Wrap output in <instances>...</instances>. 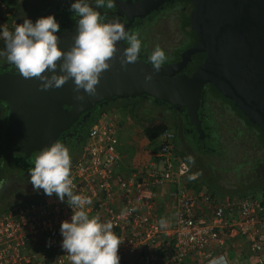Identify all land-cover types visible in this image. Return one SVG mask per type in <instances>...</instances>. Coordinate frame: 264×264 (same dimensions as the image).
Segmentation results:
<instances>
[{"label": "built area", "instance_id": "obj_1", "mask_svg": "<svg viewBox=\"0 0 264 264\" xmlns=\"http://www.w3.org/2000/svg\"><path fill=\"white\" fill-rule=\"evenodd\" d=\"M9 18L12 10L0 0V25L9 29ZM121 119L115 109L101 112L70 173L73 192L92 201L89 215L110 221L122 240L120 264H205L225 256L227 243L239 236L264 264V199L193 187V169L175 153L171 129L158 138L148 163L122 172ZM168 186L177 217L162 226L158 189ZM72 214L66 199L55 194L0 214V264H72L60 233L61 222Z\"/></svg>", "mask_w": 264, "mask_h": 264}, {"label": "water", "instance_id": "obj_2", "mask_svg": "<svg viewBox=\"0 0 264 264\" xmlns=\"http://www.w3.org/2000/svg\"><path fill=\"white\" fill-rule=\"evenodd\" d=\"M166 1L172 0H125L122 17L115 23L127 31L136 16L147 15ZM191 2V28L199 38L180 60L165 63L154 72L148 61L138 57L125 68L121 55L126 43L120 41L94 96L85 93L83 100L75 99L71 78L59 88L42 90L37 78L1 72L0 100L9 108V123L17 139L9 152L27 159L34 151L56 142L62 131L78 124L82 114L90 115L97 104L143 95L176 109L184 108L199 138L204 139L207 132L200 107L207 83L231 99L264 133V0ZM75 29L72 22L63 33H57L65 49L74 42ZM199 52H205L204 60L191 74L182 72ZM147 73H152L150 80L145 79Z\"/></svg>", "mask_w": 264, "mask_h": 264}, {"label": "clouds", "instance_id": "obj_3", "mask_svg": "<svg viewBox=\"0 0 264 264\" xmlns=\"http://www.w3.org/2000/svg\"><path fill=\"white\" fill-rule=\"evenodd\" d=\"M95 4L96 8L105 4L112 8L113 0H95ZM70 12L77 19L74 42L69 48L61 46L57 35L60 23L54 14H49L35 22L25 18L13 30L0 25V39L4 41L0 56L6 57L25 79L37 78L42 90L59 88L71 78L75 99L83 100L85 93L97 94L101 74L111 66L120 41H127L121 55L125 68L137 61L142 42L136 33L126 31L124 25L105 22L100 12L86 0H73ZM148 60L153 71L159 72L166 61V53L157 46ZM151 77L152 73H147L145 79ZM71 163L70 151L63 143L53 142L41 148L29 170L33 190H43L48 196L55 194L61 201L66 199L73 209L71 219L60 225L61 247L72 264H120L118 249L122 240L113 231L110 221L89 215L90 198L73 192ZM161 225H164L163 219ZM209 264H228V260L221 255L211 259Z\"/></svg>", "mask_w": 264, "mask_h": 264}, {"label": "flooded vegetation", "instance_id": "obj_4", "mask_svg": "<svg viewBox=\"0 0 264 264\" xmlns=\"http://www.w3.org/2000/svg\"><path fill=\"white\" fill-rule=\"evenodd\" d=\"M125 0H113V7L108 8L107 5L96 8L95 0H86V2L89 4V6L93 7L95 10L100 12L102 17L104 18L105 22H115L116 20L120 19L122 17V2ZM135 1V0H133ZM59 2H62L63 4L69 3L67 6L68 9L62 8L59 4ZM73 2V0H51L49 5L46 7L40 6L39 12L43 10L44 16H47L49 14H54L57 21L60 23V31L59 33H63L65 30H67L68 26L75 22L77 17H75L70 12V4ZM10 8L12 9V18L13 22L16 24L23 23L25 17V14L23 12L24 3L23 0H10ZM193 7V4L191 0H172V1H166L163 5H161L159 8L151 11L147 15L143 16H136L133 20V22L130 24L127 31L130 33H136L138 35V38L142 42V47L140 50L139 58L148 61V57L152 53V51L159 46L162 48L166 53V61L165 63L169 62H176L181 59L182 53L192 45H194L198 41V35L196 32L191 28L190 23V11ZM48 8V9H47ZM26 10V6H25ZM37 10V9H36ZM28 17H30L29 12L26 13ZM172 16V19L174 21H167V19ZM189 16V24H186V17ZM27 17V18H28ZM35 17V16H34ZM32 18L33 22L37 18ZM172 24V25H171ZM194 31V34L192 33ZM127 43V41H125ZM198 56V57H197ZM200 57L202 59H200ZM206 57L205 52H199L192 56V59L189 61L186 67L183 68L182 72L191 74L196 67L204 60ZM0 73L4 71H11V72H18L15 66L7 60L3 61L0 59ZM164 63V64H165ZM212 84H206L204 86V96L208 95V106L212 110L213 102H215L214 99H218L213 95V93H216L217 91L212 87ZM215 92H214V91ZM226 98V97H225ZM118 99V98H117ZM127 100H119V102H124V104H128V110L132 111L134 115L139 118L142 117L145 119L146 123L152 122V123H159L158 120H166L171 122L176 127V132L174 131L175 138L181 139L182 136L178 134V131H194L195 127L192 124V127L188 128L185 127V116H186V110L184 108L176 109L174 107H171L169 104L166 103H160V101H156L151 96L143 95L140 97H134L135 100H129L130 98H126ZM153 100L152 105H148L146 107H143L140 105L141 102ZM116 100V99H115ZM118 100L116 102H118ZM219 100V99H218ZM222 101L227 104L229 107L226 109V114H233L235 117L238 118L237 113L235 112V109L231 107L229 103H227L225 100ZM233 102V101H232ZM159 104V108L162 106L161 104H165V108H172L177 113H172L167 110L166 112L159 114L158 110L155 109V106ZM229 104V105H228ZM70 107V106H68ZM9 111V108L7 104L0 100V118H2L5 114H7ZM92 114V113H91ZM90 114V115H91ZM174 114V115H173ZM10 116V114H9ZM89 115H86V113L81 115V120L78 124L72 125L68 129L61 132L59 137L57 138L56 142H61L65 146L68 147L71 155V166L75 163L79 156L80 149L83 144L85 143L86 137H87V122L85 121ZM188 117V116H186ZM203 117H204V110H203ZM0 120V134L5 129V122ZM9 121V120H8ZM147 123V124H148ZM221 126L218 130V135L223 134V127L226 129L227 126L225 123L220 122ZM225 124V125H224ZM10 125V123H9ZM224 125V126H223ZM203 126H204V118H203ZM206 126V125H205ZM11 127V125H10ZM12 128V127H11ZM13 130V128H12ZM5 136L4 137H12L13 134L15 135L14 130L10 131L9 129L5 130ZM232 132V131H230ZM4 133V132H3ZM208 133V132H207ZM210 135V133H208ZM225 134V133H224ZM223 136V135H222ZM16 137V135H15ZM207 137V136H206ZM221 139L224 138L219 136L218 140V146L216 145V148L208 147V149L203 148V150L206 152H203V157H206V154H208V151L213 152V154L209 155H216L215 149L220 150L219 157L225 160H231L232 159V152L234 149V143H235V137L231 141L232 147L229 149L224 150L221 149ZM176 141V139H175ZM17 144V143H16ZM16 146V145H15ZM14 147V146H13ZM208 150V151H207ZM184 152L192 158V160L195 161V159H199L197 157L196 151H193L192 148L187 146L184 147ZM39 153V151H34L29 158L23 159L21 157H17L13 155V164L14 168H12L10 174L11 179L13 181L8 182L10 184H16L17 187L23 188L24 190H31L33 188L32 184L29 181V170L34 164V158ZM243 164V163H241ZM197 165V163H195ZM202 165L203 167H209L213 168V165H207L206 163L199 162V166ZM255 164H253L254 166ZM262 162H258L256 167L262 166ZM239 166H241L239 164ZM214 169V168H213ZM201 173H203V170H200ZM234 172H237L234 170ZM212 171L210 172V175L204 176L203 174V180H205V183H211L216 182L218 184H223V181L220 180V178L213 179L212 177ZM221 175V174H220ZM237 175H239V172H237Z\"/></svg>", "mask_w": 264, "mask_h": 264}, {"label": "rangeland", "instance_id": "obj_5", "mask_svg": "<svg viewBox=\"0 0 264 264\" xmlns=\"http://www.w3.org/2000/svg\"><path fill=\"white\" fill-rule=\"evenodd\" d=\"M8 1H9V4L7 2L6 3L10 5V0ZM50 2L51 0H23V3H24L23 11H25L23 13L25 14V17L27 18L28 16L26 15V13L29 12L30 17L28 18L30 19H32L34 16H35L34 19L44 16L43 14L44 9H42V11L39 12V8L40 6L42 7H46V5L48 6ZM58 5H60L64 9H68L67 6L69 5V3L63 4L62 2H59ZM25 6H26V10H25ZM12 20L13 18H9L7 21L8 24L10 25L9 30H13L15 25L17 24V23L15 24ZM167 21L169 22V21H174V20L172 19V16H170L167 19ZM3 49H4V42L0 41V50H3ZM0 59L5 61L6 57L0 56ZM213 95L217 97L219 100L214 99L215 102H213L212 110L211 108L204 106L205 108L204 117L202 116V118H204V125L206 126L212 125V137H207V139L204 138L205 140H202L199 138L198 132L197 134H195L194 131H197V130H194L193 133L192 131L191 133H189L187 130L186 131L179 130L178 134L182 136V138L181 139L175 138L177 142V147H175V153L178 156L185 158L191 164L192 168H194V171L199 172L198 169L199 170L202 169L203 170V173L201 174L202 179H203V174L206 177L210 175V172L212 171L211 178L213 179L220 178V180L223 181V184H218L212 181L211 183H209V185H203V187L210 188V189L216 188L218 190H222V188L230 190V189H235L237 187L240 189L242 188L241 186H245L246 195L254 197L256 199H261L262 193H261V190L258 189V185H259L258 182L260 181V179H257L255 183L254 182L252 183L251 181H249L250 177L254 175L253 163L256 160V158L260 157L264 159V152L262 150L259 151V149L254 148L253 146L254 136L252 134L249 133L247 134V136L246 134L243 135L241 140L236 137L235 143H234L235 150L232 152L231 160H227L226 158L225 160H223L222 158H220L219 154L221 151L217 149H215L216 151L214 153L216 155L214 156L209 155V154H213V152H210L207 150L208 154H206L205 158L203 157V152H206V150L205 151L203 150V147L204 148L205 147L206 148L207 147L216 148V145L218 144L219 137H218L217 131L220 129V126H221L220 122L224 123L225 121L228 124L226 129L224 128L225 126L223 125L224 127L222 130L224 131H223L222 137L224 138L223 140L226 141L229 147H232L231 145V141L233 138L232 136H234L235 134V132L234 133L230 132L229 129L231 128V129L236 130V127L238 126L237 117H235V115L233 114L229 116L226 114L225 110L228 109L229 107L227 106V104H225L222 101V96L220 94H217V92L213 93ZM204 98L206 100V96H204ZM152 104H153V100L151 99L149 101H144L140 103V105L143 107H146ZM161 105L164 106V108L162 107L159 108V104L155 106V109L158 110L159 114H162L166 112L167 110H169V112H172V113H177L172 108L170 109L165 108L166 107L165 104H161ZM109 108H115L117 113L121 115L122 120L126 116H129L130 118L134 116V113L132 111H129L128 108H126L119 101L116 103H112L111 107ZM167 125L169 126L171 130L176 132V127L171 122L167 121ZM184 125L185 127H188V128L192 127V123L188 120L186 116H185ZM209 130L211 131V128H209ZM187 146L192 148L193 151H196L197 157L199 159L197 160L195 159L194 161L192 160L190 156H188L184 152V147L186 148ZM81 152L79 153V155L81 154ZM206 161H207V165H213L214 169L209 168V167H203L202 165L199 166V162H202L203 164V162L206 163ZM195 163H197V165H195ZM239 164L241 166H239ZM262 166H264V162ZM234 170L239 172V175H237V172H234ZM262 171H264V169ZM262 174H264V172ZM262 174H259V175L257 174L256 175L257 178L261 177L260 175ZM261 183H262V180H261ZM14 189H15L14 186L9 187V190H14ZM17 189H19V191L16 193H13L10 191L6 193H2V194L0 193V196H1L0 197V214L5 213L9 210H12L18 205L28 201L30 197H33V196L40 197L41 195L44 194L43 190L34 191L33 188L31 190H24L23 188L18 187ZM228 194L230 195L231 193H228ZM236 194H243V193H236ZM230 248L231 246H226L225 249H227V253L228 251L230 252ZM228 260L230 261L229 258ZM229 263L232 264L231 262ZM205 264H209V263H205Z\"/></svg>", "mask_w": 264, "mask_h": 264}, {"label": "trees", "instance_id": "obj_6", "mask_svg": "<svg viewBox=\"0 0 264 264\" xmlns=\"http://www.w3.org/2000/svg\"><path fill=\"white\" fill-rule=\"evenodd\" d=\"M5 2H7L9 4V1L8 0H5ZM187 21H186V24H189V16L186 17ZM194 34V31L192 32ZM195 36V34H194ZM198 57V56H197ZM200 59H202L200 57ZM214 88V86H212ZM216 91H217V94H220L223 98V100H225L227 103H229L231 105V107L233 109H235V112L237 113L238 115V126L236 127V130L235 129H229V131H232L233 133L235 132L234 136H232L233 138L237 137L239 138L240 140L242 139V136L246 134H252L254 136V141H253V146L254 148H257L260 150H262L264 152V133L262 132V130L254 123H252L248 117L238 108L236 107L232 100L229 99V98H225L216 88H214ZM206 100L203 96V103L200 107V116L202 117L203 116V110L205 111V108L204 106H208V95L206 94ZM134 97H131L129 100H135L133 99ZM153 98V97H152ZM121 100V98H118ZM113 100V101H110L106 104H97L95 106V108L93 109L92 111V114L89 115L87 117V119L85 120L87 122V130L89 131L90 127L92 126V124L96 121V119L99 117V115L101 114L102 111L106 110V109H109V107H111V104L112 103H116V101L118 100ZM122 100H127L126 98H122ZM119 101V100H118ZM122 103L126 108H128V104H124V102H120ZM160 103H163V102H160ZM228 104V105H229ZM111 109H115V108H111ZM9 114L10 112L8 111L7 114H5L2 118H0V120L4 121L5 122V129H4V133L2 132L0 134V193H6L8 191L10 192H13V193H16L19 191V189H17V185L16 184H10L8 182H11L13 181L11 179V170L12 168H14V164H13V154L9 152V150L16 145L17 143V139L15 137V135L13 134L12 137H4L5 136V130L6 129H9L10 131H13L12 128L10 127L9 125ZM231 115V114H229ZM228 115V116H229ZM186 116L187 115V111H186ZM1 117V116H0ZM188 118V117H187ZM189 120V118H188ZM1 121V122H2ZM190 121V120H189ZM224 123L226 124V126H228V124L224 121ZM224 124V125H225ZM206 130V132L210 133V135L207 133V137H212V125L211 126H203ZM209 128H211V131L209 130ZM235 128V127H234ZM169 129V126L167 125L166 121L164 122H159V123H152V122H149L148 124H146L144 126V131H145V134L147 135V137L151 140V141H154L156 140L157 138H159L162 133ZM88 131H87V134H88ZM195 134H197V131H194ZM193 133V131H192ZM217 134H218V131H217ZM220 136V138L222 137V134H219L218 137ZM207 137L205 139H207ZM232 138V139H233ZM205 139H202V140H205ZM228 141V140H227ZM201 142V140H200ZM204 148V147H203ZM231 147H229L226 143L225 140H222L221 139V149L224 150V152L226 151V149H229ZM83 148L80 149V152L82 151ZM205 149H208V147ZM79 152V153H80ZM258 162H264V159L260 158V157H257L256 160L254 161L253 164H255L253 166V171H254V175H252V177H250L249 181H251L252 183L257 180V179H260V181L258 182V189L261 190V193H262V197L261 199H264V174H262L264 171H262L264 169V166H259V167H256L257 163ZM190 164V163H189ZM191 165V164H190ZM263 167V168H262ZM193 171H194V168H192ZM199 172H196L198 174V178H202L201 177V174L200 173V170L198 169ZM259 175V174H262L260 175L261 177H258L256 175ZM255 177V179H254ZM203 180V179H202ZM261 180H262V183H261ZM205 185H209V183H205V180L202 181ZM11 186H14V190H9V187ZM242 188H235V189H230V190H227V189H224L222 188V190H218L216 188H213L212 191L215 192V193H219V194H228V193H231L230 195H246V187L245 186H241ZM243 190V191H242ZM239 191V192H238ZM236 193H243V194H236ZM1 197V196H0ZM33 198H36L35 196L33 197H30L29 200H32ZM2 199V198H1ZM28 200V201H29ZM27 202V201H26Z\"/></svg>", "mask_w": 264, "mask_h": 264}, {"label": "crops", "instance_id": "obj_7", "mask_svg": "<svg viewBox=\"0 0 264 264\" xmlns=\"http://www.w3.org/2000/svg\"><path fill=\"white\" fill-rule=\"evenodd\" d=\"M158 120L157 122H164ZM148 123V122H147ZM142 117L137 118L135 115L131 118L126 116L121 119V129L119 133L118 152L121 156L120 170L128 172L136 166L148 163L152 159L151 151L155 149V145L159 143L157 138L151 141L144 131V126L147 124ZM167 123V121H166ZM170 129V128H169ZM191 133V131H188ZM175 147L177 142L175 141ZM192 167V166H191ZM195 180L191 183L196 189L205 185L202 178H197L198 174L193 171ZM206 188V187H205ZM169 186L158 189V210L159 216L163 220L174 222L177 217V206L169 197ZM230 242V243H229ZM227 245L231 246L230 252L225 250V255L228 264H260L257 260V252L250 248L249 243L243 237H237L235 240H230Z\"/></svg>", "mask_w": 264, "mask_h": 264}]
</instances>
